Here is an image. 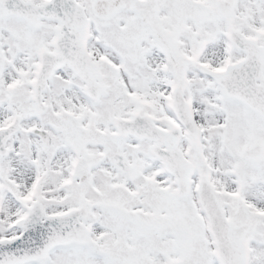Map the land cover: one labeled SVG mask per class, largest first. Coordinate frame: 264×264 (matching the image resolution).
<instances>
[{
    "label": "snow or ice",
    "instance_id": "6c2138e0",
    "mask_svg": "<svg viewBox=\"0 0 264 264\" xmlns=\"http://www.w3.org/2000/svg\"><path fill=\"white\" fill-rule=\"evenodd\" d=\"M0 264H264V0H0Z\"/></svg>",
    "mask_w": 264,
    "mask_h": 264
}]
</instances>
